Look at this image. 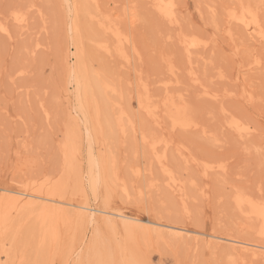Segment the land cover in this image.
<instances>
[{
	"label": "rangeland",
	"instance_id": "1",
	"mask_svg": "<svg viewBox=\"0 0 264 264\" xmlns=\"http://www.w3.org/2000/svg\"><path fill=\"white\" fill-rule=\"evenodd\" d=\"M77 1L83 11L80 38L70 29L75 14L68 0H0V186L62 181L63 196L76 202H107L118 211L264 243L259 221L235 203V196L244 194L264 204V39L227 17L245 2L257 11L264 29V0H176V25L157 13L152 0ZM88 10L95 13L87 15ZM100 20H114L130 35L135 49L122 46L129 61L116 51L120 44L99 26ZM185 36L202 40L192 63L180 42ZM75 40L82 46L86 73L98 74L113 88L106 105L109 123L103 124L105 135L93 138V151L69 75L76 62ZM99 41L110 44V53ZM191 66L198 81L190 77ZM139 98L151 103V110L140 107ZM120 116L124 130L115 124ZM232 117L253 130L240 135L229 124ZM174 119L190 125L173 126ZM151 141L183 183L184 196L170 188ZM89 156L106 159L96 193L88 184ZM206 166L212 168L205 171ZM18 216L0 244L11 258L10 252L8 257L0 254V264H77L87 255L83 264H98L102 255L123 264L121 258L128 254V264H264V259L228 254L224 246L159 239L102 220L90 225L76 219L74 225L72 219L59 227V240L51 245L42 241L34 215ZM92 235L95 248L88 247Z\"/></svg>",
	"mask_w": 264,
	"mask_h": 264
},
{
	"label": "bare ground",
	"instance_id": "2",
	"mask_svg": "<svg viewBox=\"0 0 264 264\" xmlns=\"http://www.w3.org/2000/svg\"><path fill=\"white\" fill-rule=\"evenodd\" d=\"M68 1L70 4V7L72 8L71 11L74 12V14H75L74 15L75 18H74V21L71 25L72 27L70 29H72V31L75 33L74 37H76V36L79 37V35H80L79 32L81 31L80 15L83 12L82 11V3H80L77 0H68ZM152 2H153V5L155 7V10L164 20L168 21L171 24L177 23L178 17H177L176 0H152ZM244 3L241 4L240 9L234 8V9H231L228 11V14H227L228 21L229 22L232 21V22H235V23L242 25L245 28V30L248 31V33L251 36L255 37L256 39L258 38L257 40L264 39L263 24L261 22V19L258 15L257 11L251 5L244 4ZM85 11H86V9H85ZM91 12H92V10H91ZM91 12L88 10L87 15L89 14L92 16V14L95 13V12L94 13H91ZM107 16H109V15H107ZM22 17L23 16H21V17L16 16V20L18 19L20 21H23L24 18H22ZM111 21L113 22L114 20H111ZM112 22L108 21V23H107V22L100 20L99 26H101L104 30L109 31L112 34V36L115 38L116 42H118L120 44V47H118L116 51H118V53H120L122 56L125 57L126 60L129 61V58L125 54V51H124L125 48H123L122 46H124V45L126 46V44H129V45H131V47H134V46H132V45H134V43H132L133 41H132L130 35L128 36L126 33H124L120 29L119 26L117 27V24L112 23ZM77 39L78 38H76V40ZM76 40L73 43V45L75 44V46L77 48V51L75 50L76 53L74 51V55L76 54V62H75V64L73 63L74 66L72 64L73 67L70 69L69 75L71 76L73 81H75L76 86H77V88H76L77 89L76 90V92H77L76 93L77 94L76 99L78 100L77 103L79 102V107L77 106L78 110H76V111L79 112L81 110L79 112V115H80V113L83 114V115H81V117L83 116L82 119L86 122V124L89 127L90 132H89L88 138H87L89 140H87V141H89L88 145H90V148L93 151L92 146L94 145V142L97 140V138H96V140L93 138L97 137L98 133L103 132V128L106 127V126H103V124L108 126L107 122L109 123V117L106 116V114L108 113L110 108L108 109L106 105L107 104L110 105V103H109L110 98L108 95L110 94L109 91L113 90V88L105 80H102L101 77H98L97 76L98 74L90 76L89 74L86 73L87 69H85L84 61L82 60L83 49L81 48L82 46H79L80 41L78 40L79 42L77 43ZM180 42L183 44L182 46H183L184 50L186 51L189 63H192V60H191L192 54H193V52H196L200 48V46L202 45V40H200L199 38H197L195 36H191V37L185 36V37L180 38ZM98 43L100 44V47L104 48L106 51H108L110 53V50H111L110 46H109L110 44H107L106 42H102V41H99ZM134 49H135V47H134ZM133 57H134V55H133ZM189 74H190V77L192 80H194V81L199 80V77L197 76L196 70L194 69L193 66L190 67ZM166 88H167V86H166ZM205 92L214 98L218 96L217 94L211 93V92L206 91V90H205ZM138 103H139L140 107L145 108V109L148 108V110L150 109L149 107H153L151 105V103L149 104L150 106L148 105V103H143L141 98L138 99ZM79 108H80V110H79ZM151 112H154L153 109H152V111L149 112V114ZM121 114H123V112ZM104 115H105V117H104ZM77 116H78V113H77ZM155 118H157V117H155ZM130 123L132 124L131 120H130ZM159 123H160V121H159ZM115 124L117 126L121 127L122 130H124V126L122 123V117L121 116L116 120ZM172 124H173V126H175L177 124H180L182 126H188V125H190V122H188L187 120L174 119ZM229 124L235 130H237L240 135L250 133L253 130V126L250 123L245 122L244 120H242L239 117H232L229 121ZM103 134H104V132H103ZM63 139H65V138L63 137ZM143 139L145 140L146 136H143ZM93 140H95V141H93ZM156 141L153 143L151 141L152 152H153V154L156 155L158 162L162 164L163 170L167 173L168 184H169L170 188L171 187L174 188V190H177L178 193H179V191H181L182 196H184V187L182 185L183 183L179 182L176 175H174L172 173V171L165 164V162H164L165 154L164 153L161 154L160 151L158 152V149L156 146L158 143ZM69 142H70V137L67 136L66 143L64 146V154L66 156V159H68L67 158V152H68V148L70 146ZM92 142H93V145H92ZM149 144H150V142H149ZM150 150H151V148H150ZM101 157L102 156H100V159L99 158L96 159V156L94 158L89 156V158H91V159H89L88 163L89 162L90 163L88 165H91V166H90V168H88L90 171V173H89V178H90L89 180L90 181L88 180V184L90 185V187L93 191L92 193L97 192L95 190L98 186V183L101 180V178L103 179V177L106 173V171H105L106 159L103 157L101 159ZM188 158L189 157L187 156V159ZM209 167L212 168V166H206L205 171H208ZM93 168L98 169L97 172L95 171L96 174L93 173V171H94ZM140 172H141V170H140ZM109 176L110 175L108 174V177ZM45 179L43 182H40L38 184H34L33 183L34 181H32L31 185H27V186L22 187V188H10V187L0 186V235H1L0 244L3 241L5 235L9 232V230L14 228V224H15L14 222L16 220L15 217L18 216L19 214L26 213L27 217L34 215L36 222L38 221V224L40 226L39 227L40 228L39 233H40L41 239L44 243H46L47 240H49V243L51 240L56 241V239H58L57 236H58L59 227L62 225H65L67 223L72 222V219H75L74 225H76L75 223H77L76 219L81 220V221H86V220L91 221L90 225H92V221L94 222V221L102 220L105 223L111 224V225L120 224L128 232H137V231L148 232V233L151 232L150 235L154 234V237L156 235L159 239L160 238L164 239L163 237H167L170 241H171V239H173V240H178V242H179V240H180V242L184 241L183 243H185L186 241L187 242H193L194 241L195 243L199 244L201 242L203 244V246L216 247V248L218 246H224L228 250L227 251L228 254L234 255L235 257L246 259V256L248 255L251 258L264 259V243H261L258 241L255 242V241L246 240V239L243 240V239H239V238L232 237V236L218 235L216 233L206 232V231H201V230H197L194 228H190L188 226L179 224L177 222H171L168 220L163 221L162 219H156V218H152V217H145L142 215H135V214L128 213V212L118 211V210L112 209L108 205L109 203H107V202L104 205H97V204H93L90 202H76V201H73L71 199H67L63 196L64 195V193L62 194V190H63L62 186L63 185H61V184H63L62 181H61V183H59V182H57V180H56V182L55 181L53 182L50 179H46V180ZM110 182H111V179H110ZM35 183H37V182H35ZM104 184H106V183H104ZM107 190L109 191L108 187H107ZM107 194H108V192H107ZM235 203L239 209H243L244 207L248 208L246 210L247 214L250 217H253L254 219H257L259 221V223L261 225L259 224L260 229L258 232H259V234L264 235V204L261 202H257L254 199H252L249 196L244 195V194L236 195L235 196ZM18 218H19V216H18ZM86 224H87V222H86ZM78 225H79V223H78ZM68 226H71V225H68ZM80 227H82V226L80 225ZM75 228H77V227H75ZM82 228H84V227H82ZM85 233H87V232H85ZM96 233H98V232H96ZM59 237L61 239V236H59ZM188 240H190V241H188ZM81 241H83V240H81ZM4 242H5V239H4ZM13 242H14V239H13ZM96 242L97 241H96L95 236L92 235L90 237L88 247L90 248V247L96 246L95 245ZM101 243H103V242L101 241ZM50 244L54 245V243H52V242ZM53 247H55V246H53ZM98 247L99 246H97V248ZM55 248H53V249H55ZM93 248H95V247H93ZM53 249L51 248V250H53ZM114 249H116V248H114ZM7 250L5 249V247H2L0 245V254L1 255L3 253H5L6 254L5 257H8L10 251L8 252ZM87 250L88 249H86V251ZM118 250H120V249H118ZM222 250H224L223 247H222ZM78 251L80 252V250H78ZM106 251H107V249H106ZM72 252H74V251H72ZM79 252H77V253H79ZM69 253H70V251H69ZM81 253H82V251L80 252V254ZM118 253H119V251H118ZM87 254L88 253L83 254L82 256L84 257V255L86 256ZM228 254H227V257H228ZM11 255H12V253L10 254V258H11ZM91 256L92 255H90V257ZM86 257H84L83 260H85ZM128 257H129V254H128ZM128 257L126 255L123 258H121L123 264H128V262L130 261ZM131 257H133V256H131ZM91 258H89V259L91 260ZM112 258H113V256H112ZM115 258H114V260H115ZM81 259L82 258L80 256V259H78L80 261H78L76 263L77 264H83L82 263L83 260L81 261ZM121 259H120V261H121ZM130 259H132V258H130ZM12 260H13V258H12ZM86 260L88 261V259H86ZM134 261H135V259H134ZM136 261L135 262L132 261L131 264H139ZM97 263L98 264H113L114 262H113V260L111 261V258L107 257V255H102V256H100ZM117 264H119V263H117Z\"/></svg>",
	"mask_w": 264,
	"mask_h": 264
},
{
	"label": "snow or ice",
	"instance_id": "3",
	"mask_svg": "<svg viewBox=\"0 0 264 264\" xmlns=\"http://www.w3.org/2000/svg\"><path fill=\"white\" fill-rule=\"evenodd\" d=\"M0 31H4V28H3V26H0Z\"/></svg>",
	"mask_w": 264,
	"mask_h": 264
}]
</instances>
